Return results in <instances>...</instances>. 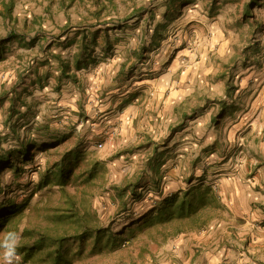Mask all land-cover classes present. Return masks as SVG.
Here are the masks:
<instances>
[{
	"label": "crops",
	"instance_id": "1",
	"mask_svg": "<svg viewBox=\"0 0 264 264\" xmlns=\"http://www.w3.org/2000/svg\"><path fill=\"white\" fill-rule=\"evenodd\" d=\"M57 1L58 9L52 14L46 0L42 1V12L29 9L30 2L24 0L15 1V4L14 0H0V34L5 32L4 37L0 35L3 57L6 49L11 51L17 44L29 50L46 49L45 54L47 50L53 49L51 41L40 40L46 33L42 30L44 26L41 21L51 15L55 20L57 17L62 20L68 10L66 8L75 7L76 0ZM10 3L13 7L8 12L6 8ZM217 3L212 11H203L200 21L202 26L198 25L196 32L203 38L199 57L186 68L178 65V58L169 56L171 58L168 59L166 53L167 64L160 71L156 66L138 63L140 50L146 47L152 50L149 55L153 52L155 57L174 47L181 53L187 48L183 44L191 38L190 34L184 35L186 31L179 27L171 28L161 39H156L159 35L157 25L150 31L146 42L143 40L146 35L142 26L118 27L123 35L135 34V40L132 44L120 40L112 44L128 52L125 58L115 56L99 63L98 72L103 73L106 86L95 92V96L91 95L92 103L89 99L84 107L83 132L92 130L111 147L112 153L120 152L114 161L132 160L129 146L135 143H151L148 156L142 160L147 162L150 159L151 163L157 161L160 165L157 171L146 169V173H143L151 179V184L138 182L137 190L141 197L137 203L149 198L151 201L146 208L153 210L159 207L165 197L181 194L192 186L205 183L217 191L226 207L221 215L211 218L204 228L181 232L166 239L152 264H264V250L254 248L255 236L251 231V226L258 223L264 226V216H260L264 208V121H258L264 112V21L254 10L260 24V29L256 31L255 23L245 17L237 2L223 0ZM8 19H12V23H21L20 30L9 27L2 29L4 22L10 21ZM177 33L182 38L181 46L180 42L172 40ZM258 34L261 35L263 49L260 44L257 46L258 42L255 44ZM65 44L72 43L66 42L64 47ZM84 46L88 47L85 58L87 65L78 70L75 61L83 45H80L81 48L78 45L76 52L67 60L55 50L56 54L52 56L59 63L57 82L64 80L61 76V61L68 62L69 74L75 79L65 80H70L77 90L75 86L81 83L78 80L80 72L89 69L90 62H98L93 49L88 44ZM108 48L110 46L104 49ZM33 55L38 61V55ZM153 56L149 57L152 62ZM14 75L12 85L20 91L32 93L26 96L28 104L31 96L40 95L41 76L35 77L36 81L30 84L32 77L28 73L15 72ZM55 86L59 87V84ZM12 95L10 92L9 96ZM70 100L75 102L74 99ZM2 102L0 100V111ZM13 104L10 98L12 110ZM69 109L73 111L72 107ZM2 118L0 116V121ZM73 125L71 123L67 131L72 133ZM223 158L229 161V170H238L236 174H231V177H235L232 183L235 187L230 186L231 195H227L222 180L218 179L226 175L218 163ZM131 176H134V172ZM239 194L245 195L241 202ZM227 201L237 212L235 215L229 211ZM226 213L231 215L225 216ZM233 224L243 225L241 229L244 232ZM247 241L252 248L243 247Z\"/></svg>",
	"mask_w": 264,
	"mask_h": 264
},
{
	"label": "rangeland",
	"instance_id": "2",
	"mask_svg": "<svg viewBox=\"0 0 264 264\" xmlns=\"http://www.w3.org/2000/svg\"><path fill=\"white\" fill-rule=\"evenodd\" d=\"M15 1L19 0H14V4ZM24 1L26 3L30 2L28 4L29 9L44 11L43 0ZM46 1H48L49 9L52 10L51 13L58 9L57 0ZM219 1L223 0H76L75 7L66 8L68 10L62 20H59L58 17L55 20V18H51V15L45 16L41 21L44 26L42 30L46 33L40 40L44 39V42L51 41L53 43V49L46 51L48 55L45 54L46 49L44 51H41V49H38V51L29 50L20 47L19 44L11 51L6 49L3 53V59H0V100H3L1 104L2 111H0V116L3 117L0 121V156L18 150L25 144L44 146L41 149L39 147L33 149L34 158L24 163L21 175L13 174L11 168L1 171L0 187L6 190L4 196H11L15 203L28 200L27 212L30 209L33 212L36 206L41 210H43V206L49 207L58 199L59 192L56 187L37 189L39 176L49 164L62 160V157L69 152H76L77 157L75 160L73 159L75 154L68 158L74 164V177L70 179L71 183L67 187L75 194L79 209L88 214L91 221L100 228L107 229L114 234H120L123 239H130V229L135 228L139 218L144 213L149 212L150 209L146 207L149 206L151 199L146 198L143 203H137L136 201L141 197L138 190L139 198L130 195L129 191L124 194L121 193H123L124 185L133 179L132 172H134V176L139 178L138 182L151 184V179L143 174L147 166L145 165L146 160H142L148 156L151 143L149 141L135 143L129 146V155L133 156L132 160L114 161L116 157L120 156V152L112 153L111 147L106 145L100 135L92 130L83 132L84 116L86 115L85 104L88 103L89 99L92 103L93 97L91 95L95 96V92L99 91L102 86H106L103 73L98 72L99 63H102L105 58L115 56L125 58L128 52L127 49H119L113 47L112 44H115L118 40L131 42L132 44V41L135 40V34L127 33L123 35L119 32L118 27L126 26L128 28L129 26L134 28L142 26L146 35L143 40L147 42L150 31L158 25L159 35L156 36V39H161L168 29L171 30L175 27L186 31L184 35L190 34L191 38L184 44L181 42L182 38L178 33L175 38H172L173 41L180 42L179 46L183 44L187 48L180 53L178 49H175L177 47H174L155 57L153 52L149 55L152 50L146 47V49L140 50L141 58L138 57V63L142 62L156 66L157 70L160 71L167 64V61H165V55L167 54L168 59L171 58L169 56L178 58V65L181 68L188 67L199 57V46L202 44L203 38L196 32L199 28L198 25L202 26L200 21L203 18V11H212ZM233 1L238 3L239 8L243 9L245 4L251 0ZM255 1L259 6L254 5L253 11L255 10L261 16L259 18L264 21V0ZM8 20H10L8 23L4 22V25L1 26L2 29L9 27L20 30L21 23L17 21L12 23V19ZM259 29L260 26L257 27L256 31ZM173 31L175 30L173 29ZM0 35L4 37L5 32L2 31ZM260 36L258 34V40L255 41V44L258 42L257 46L260 44V48L263 49ZM66 42L72 44H65L64 47L63 44ZM86 44L93 49L95 56H97L95 59L98 62H95V64L90 62V68L80 72L78 80L82 84L76 85V90L70 80L64 79L57 82L56 70L59 68V63L57 58L52 56V54H56L55 50L57 54L60 53L64 57V60H67L69 56L76 52L78 45L80 47V45L84 46ZM107 46H110V48L104 49ZM39 53L41 56H39ZM33 54L38 55V61L33 58ZM151 56H153L152 59L154 58L153 62L150 61L151 58L149 57ZM146 57L149 58L148 62H146ZM169 62L171 63V60L168 61V64ZM73 68L74 66L71 69ZM14 70L17 73H28L32 77L30 84L36 81L35 77H42L39 80V89L36 88L41 93L38 96H31L32 99L29 104L26 101V96H30L32 93L28 94V92L20 91L12 85ZM41 81L43 85H41ZM57 83L59 87L55 86ZM44 88L47 89L43 90ZM75 90L76 94L74 95ZM87 90L89 94H87ZM10 92L13 94L12 97L9 96ZM10 98L14 101L13 110L10 109ZM70 99H74L75 102ZM262 100L264 105V98ZM71 107L72 112L69 109ZM75 109L78 111L76 112ZM257 112L259 114L260 109ZM81 120L83 121L82 124ZM258 121L263 123L264 112L262 118L259 117ZM71 123H74L72 133L67 131ZM57 140L59 144L51 148L50 144ZM249 159L250 156L247 160V166ZM65 162L68 161L65 160ZM218 163L222 165L221 167L224 168L223 170L226 173L224 176H219L218 179L222 180V187L228 193L227 195H231L230 186L235 187V185H232L235 177L233 175L231 177V174H236L238 170L235 171V168L229 170L230 163L229 161L226 162L224 158L220 159ZM234 163L236 164V162ZM237 163L241 164L239 161ZM88 173L93 174L94 177L86 180ZM12 185L13 187H11ZM244 196L239 194L238 199L240 202L243 201ZM229 204L230 202L227 201L226 205L229 211L232 215H235L237 212L235 213V209ZM258 211L260 212V210ZM261 211L260 216H264V208ZM231 213H226L225 216H229ZM233 225L239 231L244 232L242 230L243 225ZM251 228L255 236L254 248H258L260 251L264 250V226L258 223V225H253ZM2 236L4 235L0 237ZM129 242L128 246L121 244L113 251L106 249V253L97 251L99 246L103 244L94 246L92 237L83 242L81 249H79L77 243H69L64 250V253L68 255L66 264H133L130 255L134 258V264H152L158 258L157 254L164 244L163 242L156 245L144 234L137 236L134 240L132 237L125 243L128 244ZM145 246L146 249L142 254H139L141 253V247ZM243 247L252 248L249 241ZM2 253L3 249L0 248V261L3 260ZM40 258L44 262L40 261L39 264H53L46 254H41ZM37 259L34 258L36 264L39 262ZM29 263L30 261L27 264Z\"/></svg>",
	"mask_w": 264,
	"mask_h": 264
},
{
	"label": "trees",
	"instance_id": "3",
	"mask_svg": "<svg viewBox=\"0 0 264 264\" xmlns=\"http://www.w3.org/2000/svg\"><path fill=\"white\" fill-rule=\"evenodd\" d=\"M173 3V2H172ZM255 0H251L245 4L243 11L245 17L251 18L254 30L260 26L253 12V6L256 5ZM12 3L7 6V11L12 9ZM88 54V47L83 46L77 54L75 61L76 69H81L87 65L85 60ZM2 51L0 49V59H2ZM61 76L71 79L74 76L69 74V63L61 61ZM75 79V78H73ZM60 141V140H59ZM59 144L58 140L50 147ZM44 145H28L21 146L18 150H13L5 155L0 156V174L4 169H13V174H20L23 170L25 162L33 160V149ZM76 152H69L62 157V160L49 164L37 182V189L57 188L59 192L58 199L49 207L43 206L41 210L38 206L27 212L28 200L15 203L13 198L5 197L6 190L0 187V242L3 241L5 235L10 231L20 233V245L17 249L20 259L14 264H36L34 258L43 261L41 254H46L53 264H66L68 255L64 253L66 245L69 243H77L79 249L83 247V242L88 238L94 239V246H99V253L113 251L116 247L128 246L126 241L132 237L133 240L142 234L148 239L160 245L166 239L171 238L181 232L200 230L207 225V222L216 216L221 215L226 210L225 205L221 202L217 191L212 186L205 183H199L188 188L181 194L175 193L165 197L158 208L144 213L136 222L135 228L130 229V239L121 238L120 234L111 233L107 229L100 228L91 221V217L79 209L78 201L73 192L68 189L71 183L70 179L74 177V164L68 159ZM161 155V154H160ZM14 157H16L14 159ZM77 154L73 156L75 160ZM67 160L68 162H65ZM160 163H151L150 159L146 162L147 170L157 171ZM143 173H146V169ZM93 174L86 177V180L93 178ZM123 187V193L129 189V193L135 198H139L137 189L139 188L138 179L132 177ZM10 187V185H9ZM13 187V185L11 186ZM27 218L26 220H23ZM146 249L141 247V253ZM130 260L134 264V258L130 255ZM44 262V261H43ZM3 264V260L0 261Z\"/></svg>",
	"mask_w": 264,
	"mask_h": 264
},
{
	"label": "clouds",
	"instance_id": "4",
	"mask_svg": "<svg viewBox=\"0 0 264 264\" xmlns=\"http://www.w3.org/2000/svg\"><path fill=\"white\" fill-rule=\"evenodd\" d=\"M21 235L18 232H8L3 241L0 242V248L3 249V264H14L20 259L17 249L20 245Z\"/></svg>",
	"mask_w": 264,
	"mask_h": 264
}]
</instances>
